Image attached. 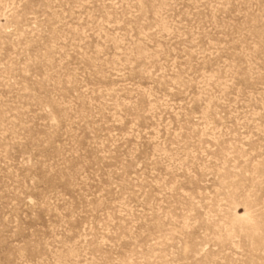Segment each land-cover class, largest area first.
I'll list each match as a JSON object with an SVG mask.
<instances>
[{
	"label": "rangeland",
	"instance_id": "374dc122",
	"mask_svg": "<svg viewBox=\"0 0 264 264\" xmlns=\"http://www.w3.org/2000/svg\"><path fill=\"white\" fill-rule=\"evenodd\" d=\"M0 264H264V0H0Z\"/></svg>",
	"mask_w": 264,
	"mask_h": 264
}]
</instances>
